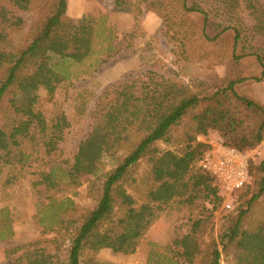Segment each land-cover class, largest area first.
<instances>
[{"label": "trees", "instance_id": "obj_1", "mask_svg": "<svg viewBox=\"0 0 264 264\" xmlns=\"http://www.w3.org/2000/svg\"><path fill=\"white\" fill-rule=\"evenodd\" d=\"M146 7L162 19L178 60L223 67L224 75L183 84L147 72L106 88L90 113L88 135L67 160L60 149L70 127L58 92L61 68L88 58L96 19L65 21L67 0H0L3 186L27 182L36 191L33 219L41 236L7 243L10 264H105L97 259L104 250L132 255L171 203L192 215L187 232L164 248L172 264H264V160L251 161V184L216 224L212 178L196 168L208 149L197 137L210 131L237 149L264 140V106L236 89L264 79V0H150ZM113 11L141 14L132 0H115ZM246 57L255 58L259 77L248 75ZM41 89L49 113L38 107ZM24 146L35 153L27 156ZM106 159L114 163L109 169ZM83 185L95 205L78 210L68 193Z\"/></svg>", "mask_w": 264, "mask_h": 264}, {"label": "rangeland", "instance_id": "obj_2", "mask_svg": "<svg viewBox=\"0 0 264 264\" xmlns=\"http://www.w3.org/2000/svg\"><path fill=\"white\" fill-rule=\"evenodd\" d=\"M114 1L67 0L65 21L75 23L83 15H90L96 19V24L88 58L81 64L65 63L61 68L65 78L58 92L64 98L62 109L70 122L60 145L63 159L71 160L79 143L88 135L90 113L98 96L119 81L142 79L147 72H153L183 84H191L208 81L213 76L222 77L225 72L223 67L207 62L185 63L178 60L162 32V19L156 11L146 7L150 0H132L141 10L137 19L132 13L113 11ZM243 64L247 67L248 75L260 76L261 68L254 57L244 58ZM236 89L264 106V79L258 83L248 80L236 86ZM38 94V107L49 113L52 105L46 91L41 89ZM208 135L215 138L216 133L210 131ZM157 146L166 148L164 143ZM23 149L27 156L36 151L34 146H24ZM245 149L252 155V162L264 160V140L256 147ZM106 162V169L114 165L110 159H106ZM7 172L8 167L0 165V238L4 240L0 244V264H10L3 249L6 245H21L41 238L33 219L38 212L39 195L27 182L5 188L3 182ZM57 174L65 181L63 173L57 171ZM68 197L78 210L91 209L95 205V201L87 195L86 185L69 192ZM205 206L212 208L208 201ZM224 214L219 207L214 209V223ZM191 216L181 204L171 203L132 255L123 256L104 250L97 259L105 264H172L164 248L177 234L187 232ZM68 244L66 241L63 248ZM221 264L227 263L222 260Z\"/></svg>", "mask_w": 264, "mask_h": 264}, {"label": "built area", "instance_id": "obj_3", "mask_svg": "<svg viewBox=\"0 0 264 264\" xmlns=\"http://www.w3.org/2000/svg\"><path fill=\"white\" fill-rule=\"evenodd\" d=\"M197 141L207 144L208 149L197 159L196 168L212 178L217 206L229 212L236 206L239 193L251 184L252 155L249 150L225 145L219 137L198 136Z\"/></svg>", "mask_w": 264, "mask_h": 264}]
</instances>
